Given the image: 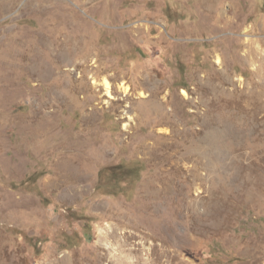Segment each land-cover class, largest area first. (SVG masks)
Returning a JSON list of instances; mask_svg holds the SVG:
<instances>
[{"label": "rangeland", "instance_id": "obj_1", "mask_svg": "<svg viewBox=\"0 0 264 264\" xmlns=\"http://www.w3.org/2000/svg\"><path fill=\"white\" fill-rule=\"evenodd\" d=\"M0 264H264V0H0Z\"/></svg>", "mask_w": 264, "mask_h": 264}, {"label": "trees", "instance_id": "obj_2", "mask_svg": "<svg viewBox=\"0 0 264 264\" xmlns=\"http://www.w3.org/2000/svg\"><path fill=\"white\" fill-rule=\"evenodd\" d=\"M133 170V167H131ZM131 168L127 167L126 165H117L115 167H108L105 169H102L100 171V175H103V172H107L109 171V178L110 180H114L116 175L118 174L116 172L118 170H122L120 173L127 175L128 177L134 175L133 179L131 180L132 182H135L136 180H138V178L140 177V173L139 170L137 169L135 172L132 171L131 172ZM100 192L104 193V194H111V195H116L119 191L120 188H117L115 185L108 187V186H103L101 183L98 184L97 188Z\"/></svg>", "mask_w": 264, "mask_h": 264}, {"label": "bare ground", "instance_id": "obj_3", "mask_svg": "<svg viewBox=\"0 0 264 264\" xmlns=\"http://www.w3.org/2000/svg\"><path fill=\"white\" fill-rule=\"evenodd\" d=\"M107 86H108V84H107Z\"/></svg>", "mask_w": 264, "mask_h": 264}]
</instances>
